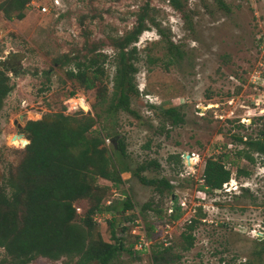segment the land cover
Returning <instances> with one entry per match:
<instances>
[{"label":"rangeland","instance_id":"obj_1","mask_svg":"<svg viewBox=\"0 0 264 264\" xmlns=\"http://www.w3.org/2000/svg\"><path fill=\"white\" fill-rule=\"evenodd\" d=\"M13 1L0 0V7L14 15ZM179 1L180 11L166 0H34L25 4L21 20H7L0 10V73L11 88L0 107V190L10 198L14 185L25 188L20 167L26 154L14 134L22 132L29 141L28 122L50 120L67 96L80 92L94 113L90 134L110 139L108 146L103 141L105 155L127 170L120 188L95 191L102 194V210L117 208L126 197L133 205L123 215H93L94 231L106 242L112 241L111 219L117 231L122 225L126 229L119 235L127 251L113 264H264L258 243L264 238V157L244 144L264 136V0H221L225 8L218 0ZM139 18L138 38L124 45ZM132 48V59L121 60ZM92 58L102 74L86 90L67 73ZM130 62L136 68L129 93L132 112L110 110L117 71ZM87 76L93 77L91 70ZM167 108L176 109L183 122L171 124L163 114ZM112 139L124 143V153ZM237 151L248 152L253 162ZM184 153L193 156L191 167L182 163ZM223 154L234 181L206 192L205 161ZM138 167L143 170L137 173ZM139 177L155 183L143 184ZM160 179L172 189L162 190ZM95 184L109 185L102 179ZM178 197H185L191 212L181 213ZM171 201L178 221L167 214ZM93 204L92 199L75 203L76 223ZM137 215L153 242L149 253L139 255L127 233ZM192 219L197 221L193 244L185 250L183 237ZM165 248L159 258L157 252ZM75 261L38 257L29 264ZM0 264H12L1 247Z\"/></svg>","mask_w":264,"mask_h":264},{"label":"trees","instance_id":"obj_2","mask_svg":"<svg viewBox=\"0 0 264 264\" xmlns=\"http://www.w3.org/2000/svg\"><path fill=\"white\" fill-rule=\"evenodd\" d=\"M34 0L13 1L14 15L0 7L7 20H21L24 16V6L30 5ZM175 10H181L179 0H166ZM220 8H225L223 2L218 0ZM143 28L142 18L133 32L123 39L124 45L134 42ZM132 48L127 54H121L124 58L132 59ZM104 60V57H103ZM97 59H89L87 63L76 65V70L69 71V79L76 80L86 90H92L95 86L94 79L102 74V68L97 65ZM91 70L93 77L89 78L87 72ZM136 72L134 65L123 64L117 71L114 83V94L109 109L121 110L131 113L129 93L133 89V75ZM11 91L8 79L0 73V107L2 100ZM73 95V94H72ZM71 96V95H69ZM67 96V97H69ZM66 97V98H67ZM91 107V105H90ZM163 114L169 118L171 124L178 125L183 122L174 108H167ZM80 116V118H77ZM94 113L84 114L77 112L72 115H64L61 112L54 114L50 120L28 122L25 125L29 143L22 148L26 157L21 164V179L25 188L14 185L10 198H7L0 190V247L11 258L12 264H29L35 258L41 257L57 261L62 257L76 258L74 264H113L119 253L127 249L123 245V237L119 235L126 231L122 225L117 231V223L111 219L109 223L111 242L104 241L98 233H95V221L93 215L99 212H110L123 215L133 209V205L126 197L118 207L111 205L102 210V194L110 188H120L124 184L121 174L125 168H119L110 162L103 149V137L90 134L95 124ZM264 135V131H262ZM237 142L243 143L241 137H235ZM116 150L124 153V143L120 140L111 141ZM102 144V145H101ZM249 151H253L264 157V136L257 139H248L244 142ZM102 146V147H100ZM236 155L253 162L252 156L245 151H237ZM226 155H220L216 159L209 158L205 161L202 173V188L206 192L222 190L223 184L229 181L231 172L222 163ZM172 158V157H171ZM138 167L136 172L142 171ZM246 176L247 172H243ZM135 175V174H134ZM136 176V175H135ZM138 177V176H137ZM97 179L107 181L109 185L99 187L95 184ZM143 184L152 185L155 182L139 177ZM162 190H171L168 181L160 179ZM159 185L155 189L162 190ZM24 196L20 200V196ZM82 199H92L94 204L89 208L80 223L75 222L77 216L75 203ZM20 205V208H18ZM172 218H178L172 215ZM197 223L195 219L186 226L189 231L184 235V249L192 247L193 238L191 231ZM261 243L260 253L264 252V238ZM168 249L158 251V257L166 253ZM156 258V257H155ZM157 262V258L154 260Z\"/></svg>","mask_w":264,"mask_h":264},{"label":"built area","instance_id":"obj_3","mask_svg":"<svg viewBox=\"0 0 264 264\" xmlns=\"http://www.w3.org/2000/svg\"><path fill=\"white\" fill-rule=\"evenodd\" d=\"M33 2H31V4H33ZM77 112H82L84 114H88L89 112H91V107H90V103L88 102L87 97L80 92H76L73 95L67 97L64 99V101L62 102V113L64 115H72L75 114ZM103 141H104V146H108L110 144V139L103 137ZM19 147L24 148V145L22 144H18ZM193 156L190 155V158H192ZM193 159V158H192ZM234 181V180H230L229 182ZM229 182L223 184L222 188L226 187L228 184H230ZM232 186V185H231ZM172 196V195H171ZM173 200V198H172ZM108 205L111 204V202H107ZM176 207L179 208L182 212H186L189 211L191 212V209L188 208L187 203H186V199L185 197H178L176 200ZM78 210V209H77ZM167 214L169 217L172 218V215L174 214V209H173V205H172V201L169 204V207L167 209ZM173 219V218H172ZM175 220H180L179 218H176ZM166 227H168V225H166ZM127 233L129 234V236L132 238L133 241V253L135 255H139L142 253H149L151 250V246L153 245V242L151 241V238L149 239V237L147 236V230L146 227L143 225L142 221L139 218V215H137V218H135L132 223L131 226H129ZM155 234L158 233V230L156 229L154 231ZM166 234H168V232L166 231V233H164L162 236V240H163V245L167 246L168 243H166Z\"/></svg>","mask_w":264,"mask_h":264},{"label":"water","instance_id":"obj_4","mask_svg":"<svg viewBox=\"0 0 264 264\" xmlns=\"http://www.w3.org/2000/svg\"><path fill=\"white\" fill-rule=\"evenodd\" d=\"M17 134H20L22 137L23 136V133L22 132H17ZM29 143V141H27L25 138L22 139V145H24V147ZM181 160H182V163L185 164L187 167H191L193 165V163L191 162V158H190V155L184 153L182 154L181 156Z\"/></svg>","mask_w":264,"mask_h":264},{"label":"bare ground","instance_id":"obj_5","mask_svg":"<svg viewBox=\"0 0 264 264\" xmlns=\"http://www.w3.org/2000/svg\"><path fill=\"white\" fill-rule=\"evenodd\" d=\"M14 139H15V141L17 142V143H19V142H21L22 141V139H23V137L20 135V134H14ZM22 143V142H21ZM20 143V144H21ZM194 159V158H193ZM193 159L191 158V162L192 163H195V162H193Z\"/></svg>","mask_w":264,"mask_h":264}]
</instances>
